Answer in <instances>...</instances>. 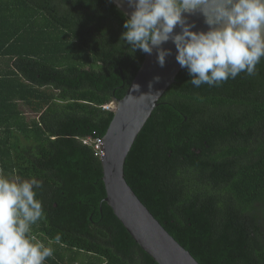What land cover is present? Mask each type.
<instances>
[{
    "label": "trees",
    "instance_id": "1",
    "mask_svg": "<svg viewBox=\"0 0 264 264\" xmlns=\"http://www.w3.org/2000/svg\"><path fill=\"white\" fill-rule=\"evenodd\" d=\"M127 18L110 0H0V172L42 184L44 264H156L103 202L93 144L143 61L120 41ZM189 80L181 68L158 100L125 181L199 264H264V60Z\"/></svg>",
    "mask_w": 264,
    "mask_h": 264
},
{
    "label": "clouds",
    "instance_id": "2",
    "mask_svg": "<svg viewBox=\"0 0 264 264\" xmlns=\"http://www.w3.org/2000/svg\"><path fill=\"white\" fill-rule=\"evenodd\" d=\"M127 4L132 11L124 20L120 41L131 53L151 55L155 49L161 68L172 55V49L162 47L170 41L175 61L195 88L219 86L241 73L254 76L264 60V0H127ZM197 13L203 16L206 31H193L195 24L188 23V17ZM132 90L139 91V85ZM41 187L35 178H9L0 172V264H44L54 256L53 247L31 234V226L44 215L37 199ZM55 240L60 242L59 234Z\"/></svg>",
    "mask_w": 264,
    "mask_h": 264
},
{
    "label": "water",
    "instance_id": "3",
    "mask_svg": "<svg viewBox=\"0 0 264 264\" xmlns=\"http://www.w3.org/2000/svg\"><path fill=\"white\" fill-rule=\"evenodd\" d=\"M110 1L127 17L130 15L132 9L127 0ZM203 21L199 13L188 17V23L195 24L193 31H206L207 25ZM179 30L177 27L174 34ZM162 47L172 49V55L166 57L164 67L158 66L155 49L151 55L144 54L124 96L109 105L113 116L99 147L102 152L101 181L105 193L103 202L134 243L156 264H199L150 214L124 178L123 166L133 142L181 69L174 59L175 48L171 42ZM154 77H159V81H154ZM133 85H139V91H133Z\"/></svg>",
    "mask_w": 264,
    "mask_h": 264
},
{
    "label": "built area",
    "instance_id": "4",
    "mask_svg": "<svg viewBox=\"0 0 264 264\" xmlns=\"http://www.w3.org/2000/svg\"><path fill=\"white\" fill-rule=\"evenodd\" d=\"M105 108H107V107H105ZM93 144H94V149H95V151H96V155H98L99 156V158L102 156V152H101V150H100V145H101V139H96L94 142H93Z\"/></svg>",
    "mask_w": 264,
    "mask_h": 264
}]
</instances>
